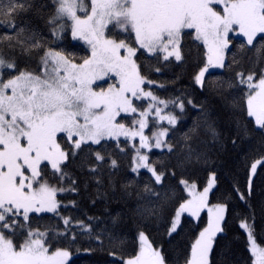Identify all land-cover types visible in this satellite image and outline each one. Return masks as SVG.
<instances>
[{
    "label": "snow or ice",
    "instance_id": "snow-or-ice-1",
    "mask_svg": "<svg viewBox=\"0 0 264 264\" xmlns=\"http://www.w3.org/2000/svg\"><path fill=\"white\" fill-rule=\"evenodd\" d=\"M260 233L264 0H0V264H264Z\"/></svg>",
    "mask_w": 264,
    "mask_h": 264
},
{
    "label": "trees",
    "instance_id": "trees-1",
    "mask_svg": "<svg viewBox=\"0 0 264 264\" xmlns=\"http://www.w3.org/2000/svg\"><path fill=\"white\" fill-rule=\"evenodd\" d=\"M172 74H173L172 71H169L167 73V76L171 77ZM186 74H187V70H186ZM203 178H204L203 174L201 173L197 179V183H199L200 180H202ZM112 206L114 208L119 207V205L117 204H113ZM257 223L258 224L260 223L259 216L257 217ZM259 235H264V233H260ZM259 235H258V239H259ZM152 238L156 240H161V239L163 240L164 251L167 254V257L172 260H175L181 254V249L186 243L184 237H181L180 239L173 241L171 244L167 242L168 241L167 237L153 236ZM127 241L128 242L126 243L125 247L127 248L128 252H131L130 236L127 237ZM224 244L227 245V247L222 251L228 252L229 249H232L235 252L234 256L231 253H229L230 259L247 261V259L249 258L250 253H246L243 250L242 241L235 242L232 240V237L230 235L228 240L224 241ZM110 259H112V257L108 256L106 252H99V251H93L90 254L81 251L79 253H74L73 255V260L76 261V264H107V261H109Z\"/></svg>",
    "mask_w": 264,
    "mask_h": 264
}]
</instances>
